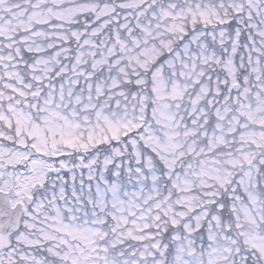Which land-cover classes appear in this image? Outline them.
<instances>
[{"label":"snow or ice","instance_id":"snow-or-ice-1","mask_svg":"<svg viewBox=\"0 0 264 264\" xmlns=\"http://www.w3.org/2000/svg\"><path fill=\"white\" fill-rule=\"evenodd\" d=\"M0 264H264V0H0Z\"/></svg>","mask_w":264,"mask_h":264}]
</instances>
